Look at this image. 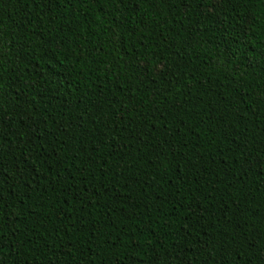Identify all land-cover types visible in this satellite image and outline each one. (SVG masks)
I'll return each mask as SVG.
<instances>
[{"label":"trees","instance_id":"obj_1","mask_svg":"<svg viewBox=\"0 0 264 264\" xmlns=\"http://www.w3.org/2000/svg\"><path fill=\"white\" fill-rule=\"evenodd\" d=\"M213 2L0 0V264H264V2Z\"/></svg>","mask_w":264,"mask_h":264},{"label":"snow or ice","instance_id":"obj_2","mask_svg":"<svg viewBox=\"0 0 264 264\" xmlns=\"http://www.w3.org/2000/svg\"><path fill=\"white\" fill-rule=\"evenodd\" d=\"M261 2H264V0H261ZM220 3H222V0H214V2L210 5V7H215V6L219 5ZM247 23L255 25L256 22H255L254 20H252V19H249V20L247 21ZM260 27H261L262 29H264V22H261V23H260ZM157 71H159V69H158ZM0 139H3V136H0ZM162 156H164L163 153L158 154L157 159L159 160V158L162 157ZM163 163H164V161H163V160H160L161 170H163ZM0 164H2V161H0ZM27 175H28V173H27V171H25V172L21 175V179H23V178H24L25 176H27ZM0 199H2V197H0Z\"/></svg>","mask_w":264,"mask_h":264}]
</instances>
